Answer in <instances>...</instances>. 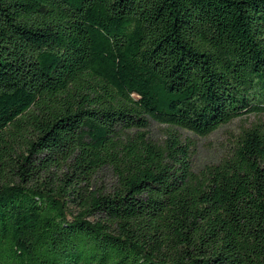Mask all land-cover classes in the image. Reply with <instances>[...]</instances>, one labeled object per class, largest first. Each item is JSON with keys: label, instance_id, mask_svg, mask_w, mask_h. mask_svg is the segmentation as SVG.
<instances>
[{"label": "trees", "instance_id": "obj_1", "mask_svg": "<svg viewBox=\"0 0 264 264\" xmlns=\"http://www.w3.org/2000/svg\"><path fill=\"white\" fill-rule=\"evenodd\" d=\"M250 113L264 0H0V264H264V124L174 130Z\"/></svg>", "mask_w": 264, "mask_h": 264}, {"label": "rangeland", "instance_id": "obj_2", "mask_svg": "<svg viewBox=\"0 0 264 264\" xmlns=\"http://www.w3.org/2000/svg\"><path fill=\"white\" fill-rule=\"evenodd\" d=\"M264 124V113H250L233 119L226 125L220 126L214 132L205 137H199L182 129H174L184 140L194 144L195 153L192 162L195 170L203 166L216 163L227 151L232 135L238 134L243 128H249L255 123ZM166 127L155 122H150L148 127L149 137L160 141L165 137ZM106 178L100 177L99 181L106 182Z\"/></svg>", "mask_w": 264, "mask_h": 264}]
</instances>
